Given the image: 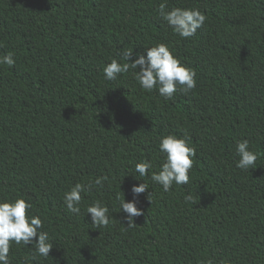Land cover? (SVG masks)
<instances>
[{
    "label": "trees",
    "instance_id": "16d2710c",
    "mask_svg": "<svg viewBox=\"0 0 264 264\" xmlns=\"http://www.w3.org/2000/svg\"><path fill=\"white\" fill-rule=\"evenodd\" d=\"M161 3L199 9L195 36L173 34ZM166 44L196 73L172 99L140 87L134 71L115 81L103 68ZM0 200L33 205L53 243L47 258L12 244L10 264H264V0H0ZM187 136L195 149L186 185L165 192L150 180L165 159L160 138ZM258 159L236 167L238 140ZM151 161L149 176L135 164ZM82 193L79 214L63 195ZM144 215L128 227L116 195ZM150 196L148 197V195ZM191 196V200H186ZM148 197V198H147ZM109 209L94 228L87 207Z\"/></svg>",
    "mask_w": 264,
    "mask_h": 264
},
{
    "label": "clouds",
    "instance_id": "9594fccd",
    "mask_svg": "<svg viewBox=\"0 0 264 264\" xmlns=\"http://www.w3.org/2000/svg\"><path fill=\"white\" fill-rule=\"evenodd\" d=\"M159 16L173 34L181 38L195 36L197 30L202 28L206 21V16L199 9L180 7L169 9L164 3L159 6ZM144 52L146 54L139 53L133 59V50H124L120 60L112 59L104 66V78L115 81L121 74L135 70L134 77L142 89L148 92L157 90L166 100L172 99L178 91L187 94L196 87L195 71L183 65L166 44H156L145 48ZM14 63L12 53L0 55V65L11 67ZM159 151L164 154L165 159L159 170L151 173L150 180L162 186L165 192L169 191L174 184L177 186L188 184L189 172L196 156L195 149L188 143V137L174 134L162 136ZM235 153L239 157L236 167L249 170L255 166L258 156L250 150L247 139L236 142ZM152 169L153 164L148 160L135 164V172L141 178L148 177ZM108 180V176H98L87 185L76 183L63 195L66 210L79 214L82 203L81 194L88 192L93 185L102 187ZM149 187L145 180L138 185H133L131 191L134 199L131 201H126L124 195L123 198L119 193L116 195L128 227L134 226L135 219L144 215L143 210L137 206L135 197L146 193ZM186 200H191V196H187ZM32 208V203L24 198L0 200V264H10L9 252L13 243L24 246L31 244L34 247L33 259L37 255L44 258L49 256L53 243L49 233L42 230L41 218L31 213ZM108 212V207L100 201L87 207V213L91 214V224L94 228L109 225ZM206 264H212V261L209 260Z\"/></svg>",
    "mask_w": 264,
    "mask_h": 264
}]
</instances>
